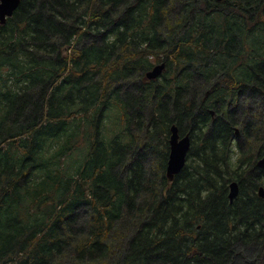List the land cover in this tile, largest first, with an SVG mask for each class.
Listing matches in <instances>:
<instances>
[{
    "label": "trees",
    "instance_id": "16d2710c",
    "mask_svg": "<svg viewBox=\"0 0 264 264\" xmlns=\"http://www.w3.org/2000/svg\"><path fill=\"white\" fill-rule=\"evenodd\" d=\"M263 155L264 0H20L0 24V264H264Z\"/></svg>",
    "mask_w": 264,
    "mask_h": 264
},
{
    "label": "water",
    "instance_id": "95a60500",
    "mask_svg": "<svg viewBox=\"0 0 264 264\" xmlns=\"http://www.w3.org/2000/svg\"><path fill=\"white\" fill-rule=\"evenodd\" d=\"M20 0H0V24H4L7 18L11 17L14 11L17 9ZM165 69V62L158 63L152 67V69L146 72V78L156 79L159 77ZM211 114L214 111L211 110ZM236 135L239 134V130L236 128ZM190 135L188 133L180 135L179 128L173 124L170 127L169 135V154L166 164V176L169 180H173L174 176L180 172L186 162L187 153L190 148ZM257 166L264 168V155L257 161ZM238 194V184L233 181L229 185L228 197L232 201ZM258 195L264 198V188L259 187Z\"/></svg>",
    "mask_w": 264,
    "mask_h": 264
},
{
    "label": "rangeland",
    "instance_id": "374dc122",
    "mask_svg": "<svg viewBox=\"0 0 264 264\" xmlns=\"http://www.w3.org/2000/svg\"><path fill=\"white\" fill-rule=\"evenodd\" d=\"M248 102V101H247ZM247 102H245V103H247ZM242 106V105H241ZM242 255H241V259L242 260H244V259H246V261H249L250 259H251V257H252V255L250 254L249 256H248V254L245 252V254H244V252L243 253H241ZM247 254V255H246ZM253 258V257H252ZM245 261V260H244ZM241 262L239 261L238 263H236V264H240Z\"/></svg>",
    "mask_w": 264,
    "mask_h": 264
}]
</instances>
